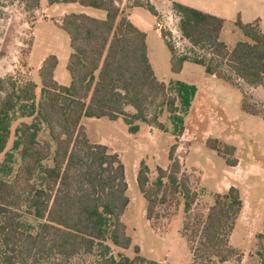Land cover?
I'll use <instances>...</instances> for the list:
<instances>
[{
  "label": "trees",
  "instance_id": "16d2710c",
  "mask_svg": "<svg viewBox=\"0 0 264 264\" xmlns=\"http://www.w3.org/2000/svg\"><path fill=\"white\" fill-rule=\"evenodd\" d=\"M19 2L27 12L41 6V0ZM47 2L51 6L79 4L102 10L106 18L77 13L63 17L60 28L68 35L72 49L67 64L69 86L55 79L57 56L50 55L41 64L44 100L35 121L23 123L16 130L14 149L19 151L21 165L13 181L0 177V264H70L96 248H101V253L94 264H145L138 246L134 258L112 253L111 245L122 251L132 246L122 221L130 203L126 169L109 147L90 143L82 120L123 118L131 134L140 130L136 122L164 130L159 114L166 107L175 136L168 155L169 166L158 167L157 179L150 183L149 168L141 163L137 185L147 202L148 221L158 217L160 206L178 196L185 200V211L189 213L197 194L180 176L181 164L176 154L178 138L185 131L184 114L191 108L197 88L180 81L167 84L157 78L148 56L146 33L122 15L116 0ZM135 6L145 7L141 2ZM146 8L157 16L154 6L149 4ZM172 8L179 17L182 37L194 50L206 52L180 53L168 40L170 33L162 32L171 53L172 73L180 74L185 63H193L229 85L237 86L236 82L243 81L264 89V33L260 20L244 23L239 17L236 26L247 40L229 49L221 40L223 19L180 3H173ZM37 88L34 82H20L12 75L0 78V156L11 137L13 115L18 111L28 118L36 114ZM127 107L135 113L127 112ZM241 109L264 118L263 111L245 99ZM41 123L47 126L55 143L53 155L50 144L39 141ZM207 146L225 159V152L234 153V147L224 148L217 139H209ZM226 162L229 167L238 164L236 159ZM243 209L241 191L232 186L216 195L205 216L194 224L185 223L183 236L195 262L213 264L218 260L223 264L236 255L230 240ZM26 215L40 221L35 234L34 227L24 219Z\"/></svg>",
  "mask_w": 264,
  "mask_h": 264
},
{
  "label": "rangeland",
  "instance_id": "374dc122",
  "mask_svg": "<svg viewBox=\"0 0 264 264\" xmlns=\"http://www.w3.org/2000/svg\"><path fill=\"white\" fill-rule=\"evenodd\" d=\"M160 14L155 16L146 8L135 10L141 20L142 28L148 33L149 59L156 76L167 84L176 81L194 85L196 96L191 108L184 114V134L178 138L177 157L181 164V177L185 178L193 192L197 194L192 210L185 211V200L178 196L171 202L157 209L158 217L152 221L146 218L147 202L137 185V173L141 163L149 168L150 183L158 176L157 169H167L168 155L175 142L174 125L166 107L161 108L159 121L165 129L136 122L142 127L137 135L129 133V126L123 118L111 121L108 118L84 119L82 125L86 136L92 144H103L117 153L125 165L128 183L127 195L130 203L122 217L127 234L132 239L129 250H119L111 245L112 253H120L134 258L135 247L140 248V255L145 264L157 262L161 264H204L195 262L187 239L183 236L184 225L190 221L194 224L199 217L205 216L214 204L217 194H224L235 186L246 200L241 221L237 223L230 244L236 250L230 264H264V118L249 115L242 111V100L257 107L264 113V89L251 87L243 81L237 86L208 75L204 67L184 64L180 74L171 71V53L167 48L162 32H169L168 40L179 52L196 51L206 55L205 51L194 50L186 41L179 29L177 14L169 12L165 0L154 1ZM149 0H116L119 6L125 3L123 10L128 13L137 2L145 5ZM195 9H213L221 13L225 20L221 40L232 49L238 42L246 41V37L236 26L237 14L242 12L244 22L261 18L260 28L264 33V0H184ZM152 5V4H150ZM51 5L46 2L40 9L27 12L19 0H0V78L12 75L20 82L32 81L36 90L35 112L33 117H24L22 111L13 115L11 137L5 152L0 156V177L13 181L21 165L19 151L14 149L16 130L23 123L35 121L40 104L44 100L39 69L43 59L49 55L60 56L58 81L65 86L70 84V76L66 70L65 56L71 53L68 35L61 29L65 13H80L82 6ZM73 7V8H72ZM104 19L106 13L101 10L87 9ZM168 15V18H167ZM156 23L162 25L156 27ZM190 56H193L192 54ZM65 73V77L63 74ZM155 107L156 106H151ZM128 112L135 113L132 107ZM154 108H151L153 114ZM209 139H217L221 145L234 147V153L225 152L226 159L238 161L237 166L229 167L226 159L207 146ZM39 141L51 146L55 151L49 130L41 123ZM225 151V150H224ZM241 164V166H239ZM51 165V162H49ZM24 219L37 232L40 221L31 216ZM240 220V219H239ZM191 235V233H190ZM101 253L96 248L91 254H82L70 264H94ZM213 264H221L214 260Z\"/></svg>",
  "mask_w": 264,
  "mask_h": 264
},
{
  "label": "crops",
  "instance_id": "0c3cea01",
  "mask_svg": "<svg viewBox=\"0 0 264 264\" xmlns=\"http://www.w3.org/2000/svg\"><path fill=\"white\" fill-rule=\"evenodd\" d=\"M118 1V0H117ZM150 1V0H149ZM155 2L156 1H159V0H154ZM46 2V0H41V6L44 4ZM165 2H166V4H168V7H169V12H172V13H175V11L173 10V8H172V4L173 3H180V4H183V5H186V6H188V7H191V8H194V6L193 5H191V4H187L186 3V1H184V0H165ZM117 3V2H116ZM150 4H152V6H154V8H155V10L157 11V15H159L160 14V12H159V9H158V7H157V5L156 4H154V3H152L151 1H150ZM59 5H68V6H76V5H79V4H57V6H59ZM117 5H118V3H117ZM40 6V7H41ZM53 6H55V5H53ZM53 6H50V7H53ZM81 6V5H80ZM119 6V5H118ZM123 6H125V3H122V5L121 6H119L120 7V10H121V12H122V15H124V16H126L135 26H137L140 30H142L143 32H145L146 33V35H147V44H148V33H147V31L146 30H144L143 28H142V26L140 25V24H142V22H141V20L137 17V15H135V10L136 9H139L140 7H136V6H134L133 8H130L129 9V11H128V13H125L124 12V10H123ZM85 10H83L82 12H80V13H85L86 15H88V16H91V17H93V18H97V19H99V17L95 14V13H90L87 9H94V8H90V7H84V6H82ZM73 8V7H72ZM144 8H146V7H144ZM147 9V8H146ZM195 9V8H194ZM95 10H98V9H95ZM148 10V9H147ZM196 10H199V9H196ZM102 11V10H101ZM199 11H202V12H204V13H206V14H210V15H214V16H216V17H219V18H221V19H223L222 18V16H221V13L220 12H218L215 8L213 9V6H212V8L211 9H208V10H206V9H200ZM106 13V12H105ZM67 14H70V13H65L64 14V16L65 15H67ZM176 14V13H175ZM242 15H243V13L242 12H240V13H238L237 14V18H236V20L240 17L241 18V20L243 21V19H242ZM106 18V17H105ZM104 18V19H105ZM167 18H168V15H167ZM179 18V17H178ZM103 19V20H104ZM224 20V19H223ZM256 20H260V23H262V20H261V18H256V19H254L253 21H251V22H254V21H256ZM224 22H225V20H224ZM244 22V21H243ZM251 22H244V23H251ZM61 29V28H60ZM224 29V28H223ZM61 31H62V29H61ZM222 32H223V30H222ZM221 37H222V34H221ZM70 40V39H69ZM166 44V43H165ZM72 53V52H71ZM71 53H67V55L64 57L65 58V60H67V64H68V61H69V57H70V55H71ZM50 56V55H49ZM148 56H149V46H148ZM48 57V56H47ZM47 57H45L44 59H43V61L47 58ZM58 58V60H59V64H58V67H57V69H56V71H55V79H56V81H58V77H57V73H58V68H59V66H60V64H61V61H62V58L60 57V56H58L57 57ZM43 61L41 62V64L43 63ZM186 64V63H185ZM41 67V66H40ZM184 67V66H183ZM66 70H67V66H66ZM155 71V70H154ZM68 72V71H67ZM69 74V73H68ZM155 74H156V72H155ZM174 74V73H173ZM176 75H178V74H176ZM66 75H65V73L63 74V77H65ZM70 76V75H69ZM158 78V77H157ZM159 79V78H158ZM163 81V80H162ZM70 82H71V78H70ZM165 82V81H164ZM58 83L59 84H61L59 81H58ZM61 85H64V84H61ZM70 85V84H69ZM68 85V86H69ZM38 86V85H37ZM65 86V85H64ZM127 111V110H126ZM128 112V111H127ZM130 113H132V112H130ZM84 119H89V118H84ZM83 119V120H84ZM90 119H93V118H90ZM82 120V121H83ZM117 121H119V120H117ZM116 122V121H115ZM139 127H140V125H139ZM142 131V127H140V130H139V132L137 133V134H139L140 132ZM130 133V132H129ZM131 134V133H130ZM137 134H131V135H137ZM239 166H241V164H239ZM243 200H244V198H243ZM245 203H246V200H244V209H243V212H242V215H243V213H244V210H245ZM242 215H241V217H242ZM241 217H240V220H239V222L241 221ZM239 225V224H238ZM238 225H236V228H235V230H234V232H233V234H232V237H233V235H234V233H235V231L237 230V227H238ZM232 237H231V239H232ZM223 264H230V262L228 261V262H226V263H223Z\"/></svg>",
  "mask_w": 264,
  "mask_h": 264
},
{
  "label": "built area",
  "instance_id": "2783aa9c",
  "mask_svg": "<svg viewBox=\"0 0 264 264\" xmlns=\"http://www.w3.org/2000/svg\"><path fill=\"white\" fill-rule=\"evenodd\" d=\"M156 27H157V28H161L162 25H161L160 23H156Z\"/></svg>",
  "mask_w": 264,
  "mask_h": 264
}]
</instances>
